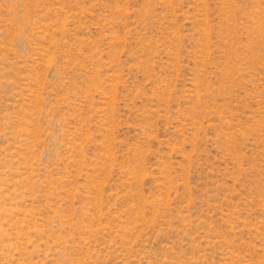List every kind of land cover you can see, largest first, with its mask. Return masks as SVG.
I'll return each instance as SVG.
<instances>
[{
    "label": "rangeland",
    "instance_id": "1",
    "mask_svg": "<svg viewBox=\"0 0 264 264\" xmlns=\"http://www.w3.org/2000/svg\"><path fill=\"white\" fill-rule=\"evenodd\" d=\"M0 264H264V0H0Z\"/></svg>",
    "mask_w": 264,
    "mask_h": 264
}]
</instances>
